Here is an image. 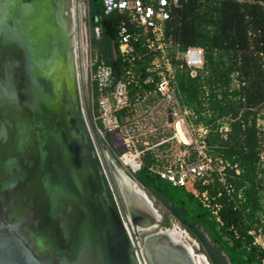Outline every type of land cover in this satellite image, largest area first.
Segmentation results:
<instances>
[{
    "label": "water",
    "instance_id": "95a60500",
    "mask_svg": "<svg viewBox=\"0 0 264 264\" xmlns=\"http://www.w3.org/2000/svg\"><path fill=\"white\" fill-rule=\"evenodd\" d=\"M86 9L0 0V264H195L175 218L163 221L96 134Z\"/></svg>",
    "mask_w": 264,
    "mask_h": 264
},
{
    "label": "trees",
    "instance_id": "16d2710c",
    "mask_svg": "<svg viewBox=\"0 0 264 264\" xmlns=\"http://www.w3.org/2000/svg\"><path fill=\"white\" fill-rule=\"evenodd\" d=\"M88 21L90 45L98 49V59L112 68L114 77L131 68L142 80L150 56H143L145 49L139 47L141 60L130 64L120 56L114 20L102 14L100 0H88ZM164 35L181 50L204 51L203 67L194 76L186 68L177 72L175 91L193 125L206 130L210 154L225 165L222 182L213 175L208 185L198 186L219 204L217 216L190 192L153 174L148 163L134 175L135 181L169 204L173 217L199 242L210 264H264V253L252 245L249 234L259 228L264 232V137L257 124L264 108V0H183ZM151 90L132 86V103L138 91ZM91 94L96 98L95 91ZM125 113H118L120 122Z\"/></svg>",
    "mask_w": 264,
    "mask_h": 264
},
{
    "label": "built area",
    "instance_id": "2783aa9c",
    "mask_svg": "<svg viewBox=\"0 0 264 264\" xmlns=\"http://www.w3.org/2000/svg\"><path fill=\"white\" fill-rule=\"evenodd\" d=\"M100 2L102 14L114 20L117 49L120 56L130 64L137 59L141 60L142 57L137 53L139 47L145 49L143 56L149 55L151 58L144 72L146 75L142 80L133 74L131 68L116 79L109 65L99 60L98 57L93 59L91 92L94 94L95 91L98 122L95 125V131L98 138L106 142L108 136L114 139L122 130L118 113L130 109L133 100L132 86L152 87L151 91L144 94L138 91L135 94L137 101L146 99L148 94H153L162 103L178 107L175 91L176 74L186 68L190 70V75L194 76L203 67L204 51L198 47L181 50L173 43L172 38H165L166 24L171 21L175 11L181 7L183 0H100ZM95 31L98 36L100 28H95ZM172 129L178 142L185 146L194 145L202 160L189 165L182 161L161 170L150 168V171L172 186L185 189L198 199V195L206 194V192H199L198 186L208 185L213 175L221 176L225 165L222 160H219L221 168L213 170L211 160L204 155V149H206L204 128L199 127L198 129L204 135L203 141L199 144L197 140H192L182 119L176 120ZM199 138H202L201 134ZM141 167L142 163L139 159L130 155L125 164L129 177L135 180L134 175ZM219 180L222 181L220 178ZM218 208L212 211L214 216H217ZM216 220L221 224L218 217ZM249 234L253 237L252 245L257 246L264 253V232L251 231ZM262 262L264 263V260Z\"/></svg>",
    "mask_w": 264,
    "mask_h": 264
},
{
    "label": "rangeland",
    "instance_id": "374dc122",
    "mask_svg": "<svg viewBox=\"0 0 264 264\" xmlns=\"http://www.w3.org/2000/svg\"><path fill=\"white\" fill-rule=\"evenodd\" d=\"M86 7V15L84 18L86 35V66L84 69L85 89L89 112L94 125H96L98 124L96 120V104L95 98L91 94V64L94 58L100 56L98 49L90 45V37L92 36V33L88 21V0H86ZM94 20H97L96 16H94ZM99 35L100 32L98 36ZM94 36L96 39L99 38L95 30ZM263 116L264 108L260 110L258 115L259 119L257 121L258 127L264 137ZM192 118L193 117L191 113L187 110L185 111V109L181 108L180 106H168L167 104L162 103L155 95L148 94L146 99L133 102L130 109L126 111L121 122L122 130L118 137L113 139L108 136L106 138V142L102 141L101 139L99 140L108 156L127 176L129 175L125 169V164L130 155L138 158L142 164L148 163L149 167L154 170H161L169 165L174 166L175 164L182 161L187 165L198 163L200 160H202V157L196 152L195 146H185L180 144L176 139L172 129L174 122L176 120L182 119L184 126L186 129H188L189 135L192 137V140H197L199 144L200 141H203L204 135L202 132L198 131L200 126L195 127L193 125ZM222 130L224 132L226 131V125H223ZM199 134H201L202 138H199ZM204 155L206 158L211 160L213 170H219L221 168V163L219 162L221 159H219V157L212 156L207 147L204 149ZM261 161L264 167V153L262 155ZM217 177L222 179L223 175H218ZM138 187L140 188L139 189L136 187L138 190L141 192L143 190L145 192L148 199L152 202L154 209L162 216L163 220H167L169 216L173 217L169 208V204H164L152 191L144 189L139 184ZM198 196V200L203 204L204 207L209 208L210 210H216V208L219 207V204L213 203L207 194L204 196ZM175 221V229L177 234L184 244L190 247L196 254L198 259L197 264H210L206 256L203 254L199 242L193 238L190 233L184 230L176 219ZM199 231L204 237H206V240H209L202 228L199 227ZM258 231H263V228H259L257 232ZM205 259L208 263L205 261Z\"/></svg>",
    "mask_w": 264,
    "mask_h": 264
},
{
    "label": "bare ground",
    "instance_id": "6f19581e",
    "mask_svg": "<svg viewBox=\"0 0 264 264\" xmlns=\"http://www.w3.org/2000/svg\"><path fill=\"white\" fill-rule=\"evenodd\" d=\"M73 10V9H72ZM80 10V15H81V9ZM72 12V11H71ZM73 15V13H71ZM73 19H74V16H73ZM74 26L73 25V29H74ZM72 29V30H73ZM81 32H80V51H81V55H82V65H83V69H85V66H86V56H85V40H86V36H85V30H84V27H83V24H81ZM186 141V140H185ZM139 188V187H137ZM136 187H135V191L140 195V196H147L145 194V192L142 190V192L140 190H138ZM140 189V188H139ZM174 231H176L175 227H174ZM176 235L177 237L181 240V238L179 237V235L177 234V231H176ZM183 242V241H182ZM184 243V242H183ZM186 245V244H185ZM187 249L189 250L190 254L192 255L194 261H195V264H197L198 262V259H197V256L196 254L192 251V249L190 247H188L186 245Z\"/></svg>",
    "mask_w": 264,
    "mask_h": 264
},
{
    "label": "flooded vegetation",
    "instance_id": "af4514ba",
    "mask_svg": "<svg viewBox=\"0 0 264 264\" xmlns=\"http://www.w3.org/2000/svg\"><path fill=\"white\" fill-rule=\"evenodd\" d=\"M82 16V15H81ZM84 18H85V15H84V17L82 18V21L84 22ZM82 21H81V23H82ZM163 221H168V218H167V220H163ZM205 261L207 262V260L205 259Z\"/></svg>",
    "mask_w": 264,
    "mask_h": 264
}]
</instances>
